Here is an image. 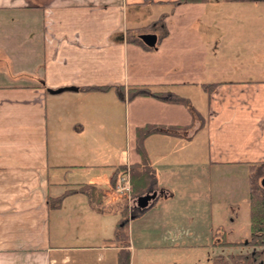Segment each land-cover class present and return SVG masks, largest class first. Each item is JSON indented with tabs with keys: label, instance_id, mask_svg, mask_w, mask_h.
<instances>
[{
	"label": "crops",
	"instance_id": "crops-1",
	"mask_svg": "<svg viewBox=\"0 0 264 264\" xmlns=\"http://www.w3.org/2000/svg\"><path fill=\"white\" fill-rule=\"evenodd\" d=\"M175 1L0 0V264H80L95 254L117 264L121 247L111 240L126 206L108 192L117 167L140 163L135 135L146 125L164 132L144 142L153 200L144 210L127 205L130 264L136 241L177 250L226 232L213 181L200 172L264 163V1ZM142 35L156 36V48L141 46ZM227 71L242 74L221 80ZM161 85L195 115L148 97L124 104L120 162L113 135L97 131L115 127L121 101L113 89L82 88ZM84 184L103 191L100 206L75 194L51 209ZM232 205L223 206L231 223Z\"/></svg>",
	"mask_w": 264,
	"mask_h": 264
},
{
	"label": "rangeland",
	"instance_id": "rangeland-1",
	"mask_svg": "<svg viewBox=\"0 0 264 264\" xmlns=\"http://www.w3.org/2000/svg\"><path fill=\"white\" fill-rule=\"evenodd\" d=\"M258 9H263V7H259ZM263 67V66H262ZM242 69H250V72L248 75H252L255 73L251 67H241ZM261 68V67H260ZM252 71V72H251ZM233 73H229V71L221 73L219 78L221 80H232V79H239V74L237 75ZM234 74V75H233ZM196 92V91H195ZM195 92H192L191 94V103L194 105L193 101L196 100V105L200 107L199 101L201 104H204L203 99L204 98H198L195 94ZM194 96V97H193ZM199 99V100H198ZM125 103L121 101L120 107L115 108L116 111V122L115 127L113 129H105V130H99L97 133L99 134V137H102L105 135V137H108L109 135L114 139V148L118 150L120 155V162H125V159H123V156L125 154V151L127 149V138H128V130L126 128L125 124ZM94 132L90 130V133ZM107 149V148H106ZM116 150H115V156H116ZM113 151V150H112ZM129 166H126V170L128 171ZM205 171L200 172V176L204 177L206 180H209L211 178V182L213 181V195L215 199V205H216V216H217V224H224L226 225L223 230L226 232L220 233L219 227L217 226V230L219 233L215 236V238H210V241L206 242L205 245L203 243H185L182 244L181 249L177 250H165V251H156L154 248L148 247L147 250H144L142 248L138 247L137 241H136V257L134 264H141L143 254L146 255L147 258H151L148 262L149 264H213V259L216 256H223L227 257L229 255H239V254H248L253 251L252 248L249 247H220L221 242L227 240L231 243H242L249 237V209H250V190L253 187H257L261 185V179L264 178V169L255 167V168H231V169H216L213 173L210 175H207L204 173ZM261 175V176H260ZM206 176V177H205ZM260 176V177H258ZM200 193L203 190V187H200ZM110 194V198L114 199V201H118L120 204H122V207L126 206V213L129 211V206L132 204V196L130 193H126L124 190H120L119 188L111 189V192H108ZM230 200H232V207H233V223L230 222L229 217H227V214L229 211L225 212V209L223 206L225 203H229ZM124 208V207H123ZM229 232H233V234H229ZM186 241V240H185ZM184 241V242H185ZM142 244V243H141ZM150 244H154L151 243ZM147 246L148 243H146ZM186 246V247H185ZM94 256L97 255L95 254ZM88 259H84V263L82 261H78L80 264H114L113 259L110 257H107L106 261L103 263H98L96 261V258L93 257H87ZM76 260L74 259V262Z\"/></svg>",
	"mask_w": 264,
	"mask_h": 264
},
{
	"label": "trees",
	"instance_id": "trees-1",
	"mask_svg": "<svg viewBox=\"0 0 264 264\" xmlns=\"http://www.w3.org/2000/svg\"><path fill=\"white\" fill-rule=\"evenodd\" d=\"M228 1H249V0H228ZM209 0H177L170 3L173 6L180 4H207ZM137 43V42H136ZM145 49H148L139 43ZM151 49V48H149ZM204 91L210 92L214 85H202ZM113 89L120 101L127 104L138 97L154 98L170 104L183 105L188 108L192 115L195 111L190 103L170 91L166 86H141V87H84L82 91L85 93H107ZM163 128L155 125H146L143 128L136 129L135 135V151L140 156V163L129 166H119L115 170V179L112 182L116 187V181L120 174H129L130 179V195L132 198H138L148 193L150 187L156 179V170L150 165L147 153L144 148L145 140L155 134L163 133ZM253 168L259 167L264 169V163L253 165ZM261 176V175H260ZM258 176V177H260ZM264 176V175H262ZM264 179V178H263ZM262 180V179H261ZM75 194L85 195L91 202L92 206H100L103 191L93 184H84L78 189L67 190L60 197L51 201V209L59 210L63 200ZM128 214L123 211L120 221L114 231V237L111 240L120 245L121 250L118 252L117 264H130L129 236H128ZM220 247H249L253 251L248 254L229 255L227 257L216 256L213 264H264V189L260 186L253 187L250 190V209H249V237L242 243H231L227 240L218 245Z\"/></svg>",
	"mask_w": 264,
	"mask_h": 264
},
{
	"label": "water",
	"instance_id": "water-1",
	"mask_svg": "<svg viewBox=\"0 0 264 264\" xmlns=\"http://www.w3.org/2000/svg\"><path fill=\"white\" fill-rule=\"evenodd\" d=\"M251 1H264V0H251ZM141 41L147 48L155 49L157 38L154 35H142L140 37ZM63 90H76V89H61L58 92H61ZM261 187L264 189V179L261 180ZM153 200V197L148 193L145 195L138 197L132 201L131 207L132 209H146L150 202Z\"/></svg>",
	"mask_w": 264,
	"mask_h": 264
},
{
	"label": "built area",
	"instance_id": "built-area-1",
	"mask_svg": "<svg viewBox=\"0 0 264 264\" xmlns=\"http://www.w3.org/2000/svg\"><path fill=\"white\" fill-rule=\"evenodd\" d=\"M116 188L130 193V179L129 174L122 173L118 176L116 181Z\"/></svg>",
	"mask_w": 264,
	"mask_h": 264
}]
</instances>
